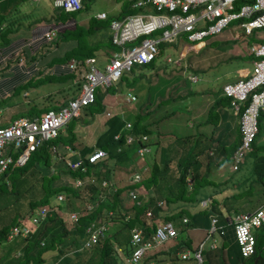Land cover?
Returning a JSON list of instances; mask_svg holds the SVG:
<instances>
[{
  "label": "trees",
  "instance_id": "trees-1",
  "mask_svg": "<svg viewBox=\"0 0 264 264\" xmlns=\"http://www.w3.org/2000/svg\"><path fill=\"white\" fill-rule=\"evenodd\" d=\"M85 1L86 0H84V2ZM82 8L83 7H80L75 11H79ZM69 19L73 20V29L76 31L74 34L78 33L80 37L81 32L78 30L77 24L73 17H69L66 20L55 17L53 20L46 19L45 22L64 24ZM2 20L3 17H0L1 46L7 45L9 43L8 34L11 32H9V26H5V24L2 25ZM103 26H105V29L107 30L106 32H101L102 30L98 31L100 34L95 33L94 29H92L93 33H95L90 36V38H94L92 41L90 38H86L85 36H81L80 38L77 37V45L72 47L69 52H67L70 54H64L66 60H68L70 56H76L75 58L78 59H85L87 56L97 55L96 51L98 46L96 44L99 42L103 43L102 47L104 46L105 48L109 47V49L112 50H119L120 46L112 42L111 35L108 32L109 21ZM67 29L68 28H64L62 31L63 40L73 35L67 32ZM81 35H83V33ZM93 35L96 36L94 37ZM58 36L59 33H57V35L48 42V44H51L48 46L58 44ZM158 53L151 61L145 63H134L130 70L125 71L116 82L112 83L110 86H107L105 89L106 92L115 94L118 101L122 102L123 108L115 110V115L106 119V126L104 127V130H102V132L94 139L93 143L89 144L88 146H83L79 149L82 155V164L87 166L85 171H82L80 168L74 170L69 167L60 166L56 171L57 173H49V167L53 163V159L48 148L51 144H55V141L62 142L63 144H69L73 148H79L75 142L76 139H78L77 136H79L77 135V129L81 126L86 127L87 123L94 119L95 114L101 111L103 107L105 108L106 103L103 105L99 100L97 101V95L91 103L84 106L81 110V113L84 114L86 110H88L89 116H86V114H80L73 116L72 120H70V118L64 127L60 129L59 133L53 138L54 141H51L53 139L50 141H44L42 143L41 150H35L31 152L29 157H27L22 164L14 165L12 167L13 169L5 172V175L7 176V178H5L7 180H5L3 177H0V210L2 207L10 208V206L18 208V212L13 211V215L0 217V246L6 251L5 260H7L4 262V264H46L44 261L48 260L44 257V254L48 251V249L53 248H56V251L51 254V262H53V264H121L118 259V256L120 255L123 256L120 257L124 264H129L125 262L124 257L128 256L132 249V243H129L131 242L129 241V231L131 227L134 225L136 227H141L145 238H149L155 233L156 227L164 221H170L173 224L176 229V235L149 249L143 255L141 260L135 264H148L152 260H154L155 264H158V255L164 254L169 255V264L183 263L184 260L179 258V252L185 250L190 251V256L186 263L192 264L195 260L193 257V251L196 248V245L195 247L193 245L190 246V241L186 239V235H178V232L181 231L179 222H181L183 226L190 227H194L202 223L209 226L211 219L214 217L216 218L217 229L212 234H210L209 237H207L209 231H206L205 237L201 240L204 241L203 247L207 243L210 247V243L212 241L216 242V247L210 248L218 250L226 249V254H228L232 264H251L249 261L250 258L252 260L257 259V264H264V220H262L258 225L254 226V229H257V232H254L257 240L255 251L249 257L242 255L240 246L234 235L235 224L233 220L230 221L235 213L239 211L238 207L240 199L243 196H246V192L249 190L248 186L245 188L243 185L246 183H254L256 184V187L258 185L260 186L259 189H264V153L257 154L255 159L252 161V175L248 176L249 179H241L237 186H234L233 188L225 185L224 190L227 192L223 191V189L220 190L221 193L225 192L223 198H220L219 196L221 194L217 193L210 195V197H203L205 194H207L204 192L203 187L208 182L202 183L201 180L203 176L207 177L206 175L208 170L204 175H202L201 178H198L197 176L193 177V173L194 175H197V172L194 169V167L199 166L197 157L199 154L204 152L205 149L210 147L209 142L211 139L209 134H202L200 128L198 127V123H196L195 131L192 132L191 136L188 135L182 137V141L189 142V146L186 147L188 151L187 154L178 158L177 166L179 169V177L176 192H173V189L169 188L170 185L168 184L169 182L166 178V174L169 172L170 158L160 157V161L162 162V164H160V161L157 162L153 156L152 166L150 167L149 174L142 175V178H140L138 181L132 183L127 182L126 184L119 187L116 185L117 189L112 193L107 192L106 188H102L100 195L95 199L93 198L94 195H92V197L89 196V200L92 202L97 201V204H95L96 207L91 212L87 211L86 208L81 210L78 222L72 227H67L63 217L59 214L58 208L60 202L55 203L53 200L56 196V193L62 191L74 196H83V194L79 191V187L75 185V179L84 178L87 175L92 174H95L97 177H111L112 174L114 175L119 171L125 172L124 176H127L130 179L134 172L138 170L139 166H137V163H135L138 160H135V155L138 153V148L143 147L144 145H149V142H151H144L140 135L144 132L150 136L149 133H151L152 130L150 128V124L143 122L139 117L134 118L132 128L128 129V127L125 125V121L121 119L122 113L123 110L128 108L129 104H132V102L125 101V90L130 89L131 84L141 79V76H144L145 70L152 69L156 66L155 61ZM19 55L26 56V53L24 50H20ZM32 58H35V55H33ZM219 93L220 92H216L215 101L212 102L207 113V123L214 122V125L218 119L216 108L219 105L221 107H227L229 106V102H231V97L225 95L223 90V95ZM129 109L131 108L129 107ZM235 110V112L239 113L240 119L241 110ZM118 111H121L122 113H119ZM77 120L79 122H77ZM75 123L78 124L75 125ZM119 131L121 132L120 136L115 138L114 135ZM130 132L134 134V140L127 142L125 135ZM236 132H239V139L237 144L234 146L235 148L240 140L239 128H236ZM259 134L260 127L258 121V131L252 141L253 144L256 142ZM193 141H196V144L195 148L192 150ZM157 142L158 141L152 142L150 145H155ZM96 147L104 148L106 150V155L98 159L96 162L90 163L88 158L85 157V154L93 151ZM145 154L142 156V159H146ZM225 159L231 161V155L227 154L226 157L222 158L221 160ZM25 166H28V168L36 172L32 178L26 180L19 178L18 176L10 175V173L16 169ZM34 168H38L37 170L40 172H37ZM220 168L224 170L221 165ZM240 170L241 166H239L235 172ZM62 173L69 174L72 178L71 182L56 184L55 180L57 181ZM234 173H232L231 177H236V175H233ZM116 176L117 175H114L113 179H118ZM236 179L238 178H232V180ZM210 180H212V178ZM225 183L228 182L225 181ZM88 187L91 189L92 194L96 192L97 187L94 185V183L89 184ZM151 187H154L156 192L159 194L164 188H166L168 190L165 192L167 195L163 197V199L166 203L168 202V204H170L172 201H176L174 199L184 200L182 202H186L188 204L181 206L180 210L175 212L165 210V205L160 206L155 204L151 207L150 204L153 203V195L150 194L146 201L141 199L143 198L142 193H145L143 191H148ZM131 188H134L138 191V198L142 200L139 205L135 203L134 199L129 196L131 198V202L129 203V206H127L123 198H121V192H126L127 194V191ZM187 192H189V194ZM262 193L264 194L263 190ZM19 195H21L20 198H18ZM203 199H206V204H202ZM25 200L27 201L25 202ZM164 200H162L163 204L165 203ZM25 203L29 205V210L27 211L29 213L41 204H48L51 207L55 206L56 211L51 213V216H49V221L41 225L38 234L32 237L19 238V241H17L15 238H13L11 241H7L5 234L6 230L11 224L15 222V218L11 217L15 216L16 214H22L20 213V205H24ZM261 203L263 202L260 201L258 205H256L259 206ZM63 206L64 210L74 209L70 205L67 206V202L65 201H63ZM122 206L125 210H123L121 213L122 209H120V207ZM61 213L63 215V212ZM130 213H132V215H130ZM160 215H162V219L159 217ZM184 215H187L188 218ZM183 216L186 217L188 221H184L182 219ZM159 218L161 221L157 220ZM149 219H152V222H150ZM92 220H98V222L112 224L115 230L110 234L106 232V235L100 238V240H98V242L95 243L93 247L87 248L83 246L86 235L85 227ZM6 221H9V223H6ZM49 228H51V230ZM66 237H71V240L68 244L62 246L61 244ZM41 239L44 240L43 245L38 244ZM1 240H5V242L2 243ZM72 245L74 247H72ZM119 248L121 249L120 255L118 254ZM16 251H19V254H16Z\"/></svg>",
  "mask_w": 264,
  "mask_h": 264
},
{
  "label": "built area",
  "instance_id": "built-area-1",
  "mask_svg": "<svg viewBox=\"0 0 264 264\" xmlns=\"http://www.w3.org/2000/svg\"><path fill=\"white\" fill-rule=\"evenodd\" d=\"M53 4L65 10H77L82 6V0H53ZM133 12L123 13L121 17H112L109 20L111 40L120 46L119 50H111L110 57L101 69L96 64L95 57H86L83 60L70 58L62 64L78 74L82 80L79 93L70 98L67 103L58 109L48 108L38 117L30 118L19 116L11 119L5 126H0V177L2 171L10 165H19L24 162L30 151L35 150L45 140L54 138L59 129L73 116L79 115L82 107L94 99L97 86H108L117 81L134 63H145L152 60L158 52L159 44L163 41L176 42L182 36L189 41H201L205 37L221 33L232 21L237 20L234 26L241 27L246 34H252L255 29L264 28V0H134ZM146 11H144V10ZM97 17H107L105 11L97 13ZM57 24L50 23L44 30H40L38 38L44 41L52 40L58 33ZM34 39V38H33ZM31 39L30 42L33 41ZM258 39L249 46L253 54L251 70L248 74L234 80L225 82L222 90L225 95L231 97L234 109L241 110L239 119L240 141L232 153L231 167L238 169L245 154L250 150L251 143L258 131V115L264 114V35H257ZM2 47V46H0ZM4 56L0 52V62ZM170 60V56L168 57ZM29 73L28 69L25 70ZM196 79V75L191 76ZM135 96L128 92L127 100H133ZM243 106V109H241ZM115 138L119 134L114 135ZM142 138H146L145 135ZM132 139L127 135V141ZM11 145L10 153H5L6 146ZM22 149L16 159L13 151ZM53 149V148H52ZM148 149L140 147L143 152ZM56 148L53 150L55 151ZM28 152V153H27ZM27 153V154H26ZM106 155V150L95 148L88 155L89 162H95ZM71 169H86L82 160L68 162ZM139 174L133 176V181L140 178ZM81 183V179L76 180ZM103 185L104 182H102ZM129 193L135 197L136 193ZM62 199V193L57 195ZM162 200L158 201L161 204ZM206 204V199L202 200ZM46 206L40 208V212L46 213ZM73 221L77 215L71 213ZM183 220H187L186 217ZM236 238L244 255L254 251L256 236L254 226L264 220V202L251 211H238L233 218ZM209 237L216 228V218H212L209 225ZM106 229L105 224L92 222L86 227L88 237L86 246L96 243ZM176 235V229L170 221L160 223L149 238H145L141 227L131 229V253L125 257L129 264L140 261L143 255L162 241ZM204 241L200 242L202 248ZM216 242H211L210 247H216ZM201 248L193 252L194 263L204 264ZM190 251H180L179 258L186 263ZM148 264H155L150 261Z\"/></svg>",
  "mask_w": 264,
  "mask_h": 264
},
{
  "label": "rangeland",
  "instance_id": "rangeland-1",
  "mask_svg": "<svg viewBox=\"0 0 264 264\" xmlns=\"http://www.w3.org/2000/svg\"><path fill=\"white\" fill-rule=\"evenodd\" d=\"M134 0H86L84 2L83 0V8L79 11H75V12H66L64 11L62 8L60 7H55L52 4V0H22L21 1V10L24 16H20V22L24 23V24H33V23H37V22H44L46 19H54L55 17L60 18V19H64L66 20L69 17H73L78 30H80V37L81 36H85L86 38H90V36H92V34L98 33V31L101 32H106L107 29H105V26H103L104 24L106 25L109 21L110 18L115 17V16H119L121 14V12H128V11H133L134 8L132 7V3ZM100 11H105L108 15L107 19H99L96 17L97 12ZM120 12V13H119ZM51 20V21H52ZM238 23L237 20L232 21L221 33L219 34H215V35H211L208 37H205L203 40L201 41H189L186 38L180 36L178 37V39L180 40V43H173V42H167V41H163L161 44H159V53L157 55L156 58V62H157V66L161 67V68H165L167 70L172 69L178 65H182L184 67V73L182 72L180 75H182V80L184 83L188 82L189 85L188 87L191 88L192 90H207L210 91L212 93H216L219 92L220 90H222V86L225 82L227 81H232V80H236L239 77L244 76L245 74H248L251 70V54H249L248 51V46L249 44H254V40L256 39L257 35H264V28H259V29H255L254 32L252 34H246L243 29L241 27L238 26H234ZM38 24V23H37ZM47 27V23H43V28ZM58 28V44L52 45L54 48H51L50 50L47 51L48 48L52 47V46H48L51 44H44L42 46H40L39 48L41 49L40 52H45L46 53L42 56L45 57V59L47 57H50L51 60L54 56H58L60 55V57H56V60L51 61V66L50 68L53 66V64L58 61V62H62V64L65 62L66 58H65V53L64 52H69L68 49H70L69 47H67V45L69 43H71L70 40H73L79 37V34L76 33L74 34L76 31H74V25H73V20L69 19L66 23L61 24V23H57ZM19 28L21 30H23V26L19 25ZM64 28H68L67 32L73 34L72 36L68 37L67 39L63 40V34L62 31ZM104 28V29H103ZM28 28H25L24 30H28ZM40 29V28H38ZM95 31V33H93V30ZM83 33V35H81ZM94 37L96 35H93ZM220 39V40H224V39H228L227 42H225L222 45H217V43H213L212 41L215 39ZM94 38H90V40L92 41ZM36 45V44H35ZM98 47H101L103 45L102 42H99L96 44ZM34 46L31 44V49H33ZM182 49H184V53L185 55L180 56V53L182 51ZM105 47H102L100 49H97L96 54L100 53V54H104L106 51ZM110 50V49H109ZM213 50H217L216 52H214ZM108 51V50H107ZM50 52H54L51 56H49ZM66 54H70V53H66ZM98 54V55H100ZM170 55L173 60L172 61H166L165 57L166 55ZM22 56V55H21ZM28 56H26L27 58ZM9 58V57H7ZM36 58V57H35ZM35 58H32V60H34ZM179 58V59H178ZM14 60H11L7 63V65H1L0 66V78L3 75H8L11 72L7 69L8 67H10L11 65L14 64ZM206 63V66L204 65ZM103 64H104V57H98V65L101 69H103ZM190 64V65H188ZM34 64H25V67H27L29 73L26 75L27 78H29L26 82H19L17 83L15 86H13L10 91L8 93H4L0 95V110H1V117H0V124L3 122L2 120L5 118L6 116V112L7 109L4 108L9 106H14L13 109V114L14 115H19L20 114V107L22 106L23 108H27L28 110H30L31 108H41L42 106H46L47 104L49 106H53L51 103H49L51 101L52 98H61L63 96H65L63 94V92H58L59 89L57 90L58 87H60V85H63V83L65 82L68 86L71 85L72 80H76L77 78V74L76 73H68L65 75H55L52 69L47 68L48 66H46V68H42L40 66V68L37 71H32L34 70ZM141 67V66H140ZM196 67V68H195ZM20 69H24V71L26 70L25 68H23L22 65H20ZM198 69V70H197ZM182 70V69H181ZM151 70H149L148 72H150ZM193 72V73H197L198 74V80L193 82L190 81L189 78H187V76H189V74ZM185 74V75H184ZM185 76V77H184ZM78 83L79 86V90L81 88V84L82 81L78 80V81H73V84ZM67 87L61 88L66 90ZM56 89V90H55ZM102 90L101 87H98V90ZM54 90V91H53ZM77 90V88L75 89ZM27 91V93H25ZM155 93H162V90L159 89H154ZM173 92V90L168 91V93ZM181 93V90H178L176 93H174V96L171 98L170 100V104L173 106H177L179 107L183 105V100L187 99L188 102L186 104L187 106V110L189 113L188 116H186V122L189 125H194V123H204V120L206 119V115L208 113V109L209 106L211 105V101H212V96L211 94L202 92L203 94L200 95V97L202 96V100L204 102H197V98L195 97V95H187L186 93L183 94H178ZM108 94V93H107ZM178 94V95H177ZM104 102L106 104H108L109 107H114L115 105L117 106L116 108H110V111H114V110H118V107H121L120 102L118 101L117 97L112 94H108L105 98H104ZM201 99V98H200ZM135 101V100H134ZM43 102V103H42ZM227 103V102H226ZM242 109V106H241ZM183 111H180L179 113H175V118L176 120L179 119L180 117L183 119L184 118V113ZM227 112V111H226ZM228 115L230 116L231 113V117H232V111L230 110V112L228 111ZM82 115L84 113H79V115ZM239 114V113H238ZM124 115H126L127 118H129V120L131 122H133V116L127 112L124 111ZM230 117V118H231ZM234 119L236 120V118L238 117V115H233ZM73 118H71L70 120H72ZM175 120V121H176ZM258 121H259V127H260V134L256 140V142L251 143V150H249L243 160L240 163L241 166V170L237 171V172H232V170L226 171L225 174L223 176H221L222 172H220L219 175H216L218 177H213L212 180L211 177H205L202 175H194L193 173V177H198L201 178L202 183H207L204 185L203 190L206 192L209 191H214V190H218L221 189L222 187H224V182L220 183V180H225L226 182H229L232 180V178H240L242 180H247L249 179L248 176L252 175L251 172V166H252V161L255 159V156L257 154H262L264 153V114L260 113L258 115ZM77 122H79L77 120ZM78 123H75V125H77ZM165 123H162L159 127L161 129L165 128ZM196 125V124H195ZM194 125V126H195ZM179 125H177L176 123L174 124H167V131L169 132H165L163 134V132L159 129H156L155 132V136L153 138H150L152 142H157V147H156V151H157V157H156V161H159V158L162 157L161 153L164 149H166V140H168L169 142L172 141L173 138H176L175 136L178 137L179 140H182V134L184 133H192L191 130L194 132L195 131V127H191V130H189L190 128L188 126L183 125V128L185 130H181L179 127ZM98 129V127L96 125H93L92 127H90V130L93 131V133ZM216 130V127H215ZM213 131L211 133V140H210V146L212 144V146L214 145V143L216 141H218L219 139L223 138L225 135H222L223 130H219V131ZM86 132H87V127L85 126H81L80 128L77 129V136L78 139H76V144L77 146H81L82 144H91L93 142L91 135L86 137ZM158 132V135H157ZM170 132L172 134H170ZM157 135V136H156ZM53 138L47 139V141H50ZM224 140V139H223ZM46 141V140H45ZM51 141H54L51 140ZM66 141V140H65ZM229 141V139H228ZM57 146V149L59 151V153L63 152L65 147L63 145L62 142H54ZM195 144L196 141H193V146H192V150L195 148ZM237 143L235 142L233 144V146H235ZM256 146V148H255ZM212 147L207 148L204 152H202V156L200 157L202 160H204L205 158H207L205 156V154L209 153V151L211 150ZM255 148V149H254ZM225 153L230 154L231 150H232V144L231 142L226 143L225 145ZM214 150V149H213ZM11 151V145H7L6 146V150L5 153H10ZM188 152V151H187ZM187 152H184L185 154H187ZM71 153V151H70ZM166 154V153H165ZM141 155V154H140ZM140 155H136L135 156V160H137ZM216 160L217 162L220 163L221 167L224 168V170L229 169L230 166V162L232 161V159H230L231 161H229L228 159L225 160H219V150H217V154H216ZM231 155V154H230ZM68 157H71L69 155V152L67 153ZM154 156V146H152V151H147V153L145 154V157L148 159L149 161V166L146 169H141L138 168V170H136L135 174H139V178H142V175H144V171H148L147 174H149V170L150 167L152 166V158ZM166 156H169L168 154H166ZM181 156L184 155H177L176 158L174 159H170L169 165H170V171L166 174V178L168 179V184L170 185L169 188L173 189V192H176L177 189V184H178V177H179V169L177 166V159L180 158ZM54 156L53 157V161H57L58 165H61V167H64V163H66L64 160H62V158H58ZM132 163V162H131ZM137 163V162H135ZM160 164H162V162H159ZM138 166V164H137ZM13 166L10 165L7 169H5L4 171H2L1 173V177H3L4 179L7 178V176L5 175V172H8V170L10 171V169ZM117 170V169H115ZM119 171V170H118ZM204 174H205V168H204ZM53 172V166L51 168H49V173ZM36 172H34L32 169L28 168V166L22 167V168H18L15 171H13L12 173H10V175L12 176H18L19 178L22 179H30L34 176ZM232 173H234L233 175H236V177H231ZM133 174V175H135ZM146 174V175H147ZM117 175L116 178H120L119 180H117V187L122 186L124 184H126L127 182L131 181L133 179L132 178H128L125 175V172L119 171L116 172ZM112 174L111 179L113 180V176ZM207 176V175H206ZM6 177V178H5ZM71 176L69 174H64L62 173L59 177V179H57L56 184L59 183H69L71 182ZM86 183V184H85ZM89 184H87V182H84L82 184H80L79 187V191L83 194V196H74L65 192H60L63 195V200L60 201L59 203V211L63 212V215L66 218L65 212L66 210H64V206H63V201L67 202L70 201V206L72 208H74V205L76 206V208L79 209H84L86 207V210H88L89 212L92 211L91 208L87 207V204H95L97 201L92 202L91 200H89V196L92 197V195H94V199L96 197H98L100 195V191L102 189H96V192L94 194H92L91 189L88 187ZM251 186V188H250ZM244 187V186H243ZM248 191L246 192V196H243L240 199V203H239V210H246L250 209L249 207H251V210H253L252 208L254 207V205L258 204L260 201L264 202V194L262 193V190L264 191L263 188L256 189V184H248ZM1 189V188H0ZM6 189V188H4ZM115 189V186L112 187V190ZM107 192L108 189L106 190ZM149 194L153 195L154 197L159 195L158 192H156V190L154 189V187L149 188L148 190ZM166 191H168L166 188H164L161 193L163 195L157 196L158 198L163 199V197H165L167 194L165 193ZM143 192L146 193V191L144 190ZM59 193V192H58ZM111 193V192H109ZM189 194V192H187ZM22 195V194H21ZM18 196V198H20V196ZM57 195V193H56ZM193 195V194H192ZM121 198H123L125 204L127 206H129V203L131 202V198L126 194V192H121ZM88 200V201H87ZM164 200V199H163ZM176 201H172L174 205H178V210H180L181 206H183V202L184 200H178V199H174ZM27 200H25L26 202ZM86 201V202H85ZM165 202V200H164ZM85 203V204H84ZM166 203V202H165ZM243 203H246L245 205H243ZM121 213L123 212L124 207H120ZM29 210V205L27 203H25L24 205H20V213H24L25 215H27V212ZM251 210H246V211H251ZM13 211L14 212H18V208L14 207V206H10L9 207H2L0 210V217H6V216H11L13 215ZM22 211V212H21ZM68 211V210H67ZM72 213L77 215V209L72 210ZM130 215H132V213H130ZM19 214H16L15 216H12L11 218H15V222H17L18 218H19ZM9 220V219H8ZM157 220H160L157 219ZM68 221V220H66ZM150 222H152V219L150 220ZM6 223H9V221H6ZM116 224V223H115ZM66 226L69 227L70 223L69 221L66 222ZM205 224L202 223L201 225H199L198 229H194L191 232L192 236H189L188 234L182 233L181 231L178 232V235H186L187 236V240L190 241L189 244L190 246L193 245L194 243H196L197 241L202 240L205 237ZM115 230L114 226L112 224H108V228H107V233L110 234ZM254 232H257V229H254ZM257 235V234H256ZM257 240V239H256ZM70 242L69 238H65V240L62 242V246L65 244H68ZM72 247H74L72 245ZM220 250L218 249H211L208 246V243L203 247V258H204V264H218L217 263V257L218 253ZM2 252V255L0 256V264H4V262H6L7 260H5L6 257V251L3 249H0V254ZM55 250H51V251H47L44 254V257L51 262V254L49 253H54ZM263 255H264V248H263ZM121 257H123L122 255H120ZM118 256L119 261L121 264H124V262L122 261L121 257ZM228 256V255H227ZM228 262L224 263L222 262L221 264H232L231 260L228 257ZM255 260V259H253ZM250 258V262L251 264H254L253 261ZM263 262H264V258H263ZM170 263V258L169 255H162L159 257V262L158 264H169ZM9 264V263H7ZM260 264V263H259Z\"/></svg>",
  "mask_w": 264,
  "mask_h": 264
},
{
  "label": "crops",
  "instance_id": "crops-1",
  "mask_svg": "<svg viewBox=\"0 0 264 264\" xmlns=\"http://www.w3.org/2000/svg\"><path fill=\"white\" fill-rule=\"evenodd\" d=\"M18 1L19 0H0V17L5 15V18L3 19L2 23H4L5 26H9L10 27L9 32L10 31L11 32L8 34V37H9V40L14 41L10 45H6V46L0 47L1 55L4 56V58H3L4 60H2L0 62V66L5 64V61H6L7 57L12 58L13 56H15V54L19 55L20 54V50H24L25 53H26V56H28L27 58H26V56L24 57V63L25 64H31V63L34 64L35 65L34 66V70H32L34 72L37 71L40 68V66L42 68L43 67L46 68V66L49 65L47 68L52 69L53 72H55L54 73L55 75H61L62 76V75L68 74V73H75V72L70 71L67 68L61 69L62 68V62L60 63L58 61H56L53 64V66L50 68V66L52 64L51 61L56 60V57H60V55L54 56L52 58V60H51L50 57H47L45 59V57L42 56V55H44L46 53V51L45 52H40L41 49L39 47L44 45V44L47 45V43L46 42H42V40L38 38L39 34L36 35V36L33 35L35 32H38V30H39L38 28L43 26V25L39 24L40 22H37L38 24L37 23H33L30 26V34H31V36L34 37V39H33V41L31 43L27 44V40L25 39V37H21V36H24V35H28L29 32L24 30L26 28V25L24 23H21V25L23 26V30H21L20 28L15 29V27H14L17 24L20 25V15L22 14V16H24L23 13H22V10H21V8L23 7V6L21 7V4H22L21 1L22 0L19 1L20 5L18 3H16ZM13 5H15L14 17L16 16V18L12 22H10L11 16L8 14V12L13 7ZM144 11H146V10H144ZM122 13L123 12H121L120 15H122ZM108 32L111 35L110 29H108ZM98 34H100V33L98 32ZM18 36H20V38ZM257 40L258 39H255L254 42H256ZM70 41H71V43H69L67 45V47H69L71 49L72 47L77 45V40L73 39V40H70ZM227 41H228V39L220 40V39L216 38L215 40L212 41V44L216 42L217 45H215V46H218V45L224 44ZM173 43H180V40H178L176 42H173ZM31 44L34 46L33 49H31ZM250 45L251 44H249V46ZM249 46H248V51H249ZM51 48H54V47L52 46V47L48 48L47 51L50 50ZM100 48H102V46L98 47L97 49H100ZM70 49H68V51ZM108 49H109V47H106V50H105L106 52L103 55L100 54V53H97V55H95V56L93 55V57L96 58V64H97L98 67H99V65H98V57H104L103 67L107 63V61H108V59L110 57V51L112 50V49H110V50H108ZM213 51L216 52L217 50H213ZM53 53L54 52H50L49 56H51ZM64 53H67V51L64 52ZM185 53H186V51H185ZM185 53H184V49H182V51L180 53V56L185 55ZM98 54H100V55H98ZM249 54H251V56H252L251 57V61H252L253 54L250 53V51H249ZM33 55H35V57H36L34 60H32V56ZM90 56H87V57H90ZM169 56H170L169 54L166 55V57H165L166 61H172L173 60V58L171 56H170V60H168ZM73 57L75 58L76 56H70L69 59L73 58ZM83 59L84 58H82L80 60H83ZM11 60H14V59L12 58ZM188 65H190V64H188ZM204 65L206 66V63ZM23 68H27V67L24 66ZM7 69L11 73L8 74V75L1 76V78H0V95L4 94L5 92L8 93L10 91V89L13 86H15L17 83L26 82L29 79V78H27L26 72L24 71V69H20V65H11ZM149 70H151V71L148 72ZM149 70H145L144 76L143 77L141 76V79H139V80L135 81L133 84H131L130 85L131 86L130 89L125 90L126 94L128 92H130L133 95H135L136 98H135V101L134 100L131 101L132 104H129L128 108L126 110H123V113L121 111H118L119 113H122L121 119L126 121V122L130 121L129 118H127L126 115H124V111H125V112H127V113H129V114H131L133 116V122H134V118L135 117H139L143 122H146L147 124H150V128L152 130V132L149 133L150 134V138L155 136V132L154 131L156 129L161 130L163 132V134L165 132H168L167 131V127H166L167 124L176 123L177 125H179L178 127L181 130H185L183 128V125H185V126H188L190 128L189 130H191V127H193L197 122L194 123V125H189L186 122V118H187L186 116H188V114H189V113H187L188 110H187V106H186L188 100L184 99L183 100L184 102H183L182 106H180V105H179V107L173 106V105L170 104V100L174 96V93H176L178 90H181V93H178L180 95L183 94V93H186L187 95H195V97L197 98V102L199 103V102H204V101H201L203 97L202 96L200 97V95L203 94L202 92H205V93L209 92L211 94V96H212V101L210 102L211 104H212V102L215 101L216 93L215 92L212 93L211 90L210 91H207V90L203 91V90H192L191 88H189L188 87L189 83L188 82L184 83L183 80H182L183 76L180 75L182 72L184 73V71H185L184 67L182 65H178V66H176V67H174L172 69L167 70L165 68L158 67L157 66V62H156V66L154 68H152V69H149ZM193 74L196 75V79H192L191 78V76ZM187 78H189L190 81L195 82V81L198 80L199 77H198L197 73L191 72L189 74V76H187ZM78 80H81V78L79 76H77L76 80H72L70 86H68L64 82L63 85H60V87L57 88V90L59 89L58 92H63V94L65 96H63L61 98H52L51 101L49 102V103H51L53 105L52 107L47 104L46 106L44 105V106H42L39 109L31 108L30 110H28L27 108H23L22 109V106H21L20 110H19L20 114L19 115H14L13 114L14 106H9V105H8V107L4 106V108L7 109V112H6L5 118L2 120L3 122L0 124V126L7 125L9 123V121L11 119L15 118V117L27 116V117H30V118H35V117H38L43 111H45L48 108H52V109L60 108L61 106L65 105L70 98L74 97L75 95H77L79 93L78 83L73 84V81L75 82V81H78ZM232 81H234V80H232ZM64 87H67L66 90L61 89V88H64ZM98 87H101L102 90L101 89L98 90ZM76 88H77V90H75ZM106 88H107V86L106 87L97 86L96 89H95V94H94V98L97 95V98H98L97 101L99 100L103 105L105 104V102H104L105 99L104 98L108 94H111L110 92H106L105 91ZM156 88L159 89V90H162L163 92L162 93H158V94L155 93L154 89H156ZM171 90H173V92H171V93L169 92L168 93V91H171ZM219 92L222 94V90L219 91ZM25 93H27V91ZM112 95H114V94L112 93ZM125 101L128 102L127 99H125ZM120 104H121V107H118V109L123 108L122 102H120ZM116 107H117L116 105L114 107H109L108 104H105V108L103 107V109L101 111H99L98 113L95 114L94 119L91 122L87 123V125H86L87 132L85 134L86 137L91 135L92 140L94 141V139L102 132V130H104V127L106 126V124H105L106 119L108 117H111V116L115 115V110L114 111H110L111 110L110 108L114 109ZM129 107L132 110L129 109ZM185 109H186L187 112L185 111ZM230 110L232 111L233 115H238L236 120L234 119L233 115L231 117V113H230V116L228 115L229 114L228 111L230 112ZM180 111L186 112V113H184V118L182 119L180 117L179 119L176 120L175 113H179ZM235 111L236 110L232 107L231 102H229V106H227V107H221L219 105L216 108V112L218 114V119L216 120L215 125H214V122L207 123L208 115H206V119L204 120V123L198 124V127L200 128V131L202 132V134L203 133L204 134L205 133L209 134L210 135V139H211V133L215 130V127H216L215 131L223 130L222 135H225V136L223 138L219 139L218 141H216L213 146L211 144V146H210V147H212L211 150L209 151V153L205 154V156L207 158L202 160L200 157L203 154L201 153V154L198 155L197 160L199 161V166L194 167L195 171L197 172V175H204V171H203L204 168H205V172H207V170H208L207 177H211V178L218 177V176H215V173H216V175H219L220 172H222L221 176H223L226 171L230 172V170H232V172H235V170L233 171L231 166L227 170H222L220 168V163H217V160H216L217 150H219V155H220L219 156V160L224 158V157H226L227 153H225V151H226L225 145H226V143H229V142H231V144H232V150H231V153H230L231 154V159H232V153H233L232 151L235 148L233 146V144L235 142L237 143L238 139H239V132H236V128H239V114L237 112H235ZM88 113H89L88 110H86V112H85L86 116H89ZM0 117H1V110H0ZM133 122H132V124H133ZM162 123L166 124L165 128H163V129H161L159 127ZM93 125H96L98 127V129L94 133H93V131L90 130V127H92ZM59 131H60V129H59ZM59 131H58V133H59ZM191 132H193V131L191 130ZM170 134H172V133L170 132ZM157 135H158V132H157ZM188 135L191 136L192 133H189V132L188 133H184L181 136L184 137V136H188ZM175 137L176 138H173L172 141H170V142L168 140H166V142H167L166 145H165L166 149H164L162 151V153H161L162 158L165 157V158L174 159L179 154L185 156L184 152H187V148L186 147L189 146V142H184L182 140H179L177 136H175ZM228 139H229V141H228ZM150 143H152V142H149L150 151H152V146H154V149H155L154 150V157H155V160H156V157H157V151H156L157 144L150 145ZM63 145H64L65 149L61 153H59L56 144H51L50 147L48 148V150H49V152H50V154L52 156V159H53L54 156H56L58 158H62V160H64L66 162V163L63 164L64 167H68V162L74 161V160L77 161V160L81 159L82 155H81V151L79 149L82 148L83 146H88L89 144H85L84 143L79 148H73L69 144H63ZM55 148H56V150L53 151ZM99 148H101V147H99ZM41 149H42V144L39 147H37L35 150H41ZM101 149H104V148H101ZM35 150H33V151H35ZM33 151H30L29 153L27 152L28 153L27 157H29L30 153L33 152ZM70 151H71V153H70ZM147 151H149V150H145L143 152H140L139 148H138V153L136 155H140L141 154L140 157L137 160V164H138L140 169L143 166H145V164H146V166L143 167L142 169H146L149 166L148 159L147 158L146 159H142V156L145 153H147ZM18 152H19V149H15L13 151V154H15V153L18 154ZM21 152H23L22 149H20V153ZM68 152H69V155L71 157L67 156ZM89 153L90 152L86 153L85 157H87V155ZM165 153L168 154L169 156H166ZM181 157H183V156H181ZM159 161H160V158H159ZM176 161L178 163V159ZM231 162H230V164H231ZM22 163H20V164H22ZM90 163H94V162H90ZM52 166H53V172L55 174V172L58 170V168L61 165H58L57 161H53V163L51 164V166L49 168H51ZM34 169L37 172H40V171L37 170L38 168H34ZM169 171H170V165H169ZM147 173H148V171H147ZM147 173H146V171H144V175H146ZM134 174H135V172H134ZM132 176H134V175H132ZM132 176L130 178H132ZM91 178H94L96 183H97V185H96L97 188L96 189H99L101 187V181L104 182L105 185L109 186V185H117V180H118V179H113L112 180L110 176H108V177L107 176H105V177L104 176L103 177H97L95 174L87 175L83 179H85L87 181V184H91L92 183V179ZM240 181H241V179L239 178V179H236V180H231L228 183H225V181L222 180L220 183L224 182V185H226V186L228 185L229 187L233 188L234 186H237V184ZM55 182H56V180H55ZM129 182L132 183V182H136V181L131 180ZM243 186L245 188H247L248 183H246ZM224 187H222L221 189H218V190L206 192L207 194H205L203 197H206V196L210 197V195H214L215 193H217V194H221L219 196L220 198H223L224 195H225V192H227L226 190H224L225 189ZM257 188H260V186L258 185L256 187V189ZM222 189H223V191H225L224 193H221L220 190H222ZM130 190H133L136 193V196H135V199H134L135 203H137V201L141 202L142 200L146 201L148 199L149 195H150L148 193L149 191H146V193H142V197L143 198H141L142 200H140L138 198V196H139L138 191L136 189H134V188H131ZM127 195L129 196L128 191H127ZM160 195H163V194L160 193L157 196H160ZM157 196H155L153 198V201H152L153 203L150 204L151 207L154 206L155 204L160 205V206L161 205H165V210H168L170 212L178 211V205H174L173 202H170V204H168V202L163 204V201H162L161 204H158V201L163 200V199L158 198ZM53 200H54L55 203H57L56 198H54ZM183 204L186 205L188 203L184 202ZM245 204L246 203H243V205H245ZM69 205H70V201H68V203H67V206H69ZM169 205H171V206H169ZM189 205H191V204H189ZM257 205H255L252 209H254ZM37 208L39 209L38 206L35 209H37ZM249 208L250 209L246 208V210H251V207H249ZM75 209H77V208H75V206H74V209H70V210H68V212L66 210V216H68L67 220L70 223L69 227H72L74 225V221L72 220L71 217H69V211L75 210ZM28 214L25 215L24 213H22V214H20V217L25 218V217L28 216ZM184 216H186L188 218L187 215H184ZM159 217H161V219L163 218L162 215H160ZM183 217H182V219H183ZM68 221H66V222H68ZM159 221H161V220H159ZM47 224H45V225H47ZM199 225H201V224H198L197 226H194V227L193 226H191V227L190 226H183L182 223L179 222V227H181V229H180L181 232L185 233V234H188L189 236H192L191 235L192 230L198 229ZM205 226H206V228H205V230H206L208 225H205ZM133 227H135V225L132 226L131 229ZM51 228H49V229L51 230ZM131 229H130L129 233L131 232ZM39 230H40V228L38 229V232H39ZM86 237H87V235H85L84 240L86 239ZM69 239L71 240V237H69ZM11 240H13V239H11ZM11 240L7 239V241H11ZM17 241H19V239H17ZM129 241H130V238H129ZM1 242L4 243L5 241H1ZM198 242H200V241H197L196 243H194L193 246H195ZM129 243H131V242H129ZM130 248H131V244H130ZM0 249H3V248L0 246ZM51 250H55L56 251V248L49 249V251H51ZM49 254H52V253H49ZM158 254H162V253H158ZM1 255H2V252H1L0 256ZM227 255L228 254H226V252L224 254L222 251H219V253H218L219 258L217 257V263L218 264H221L222 262L227 263L229 261ZM160 256H162V255H158V257H160ZM124 259H125V257H124ZM152 261H154V260H152ZM44 262L46 264H51L50 261H44Z\"/></svg>",
  "mask_w": 264,
  "mask_h": 264
},
{
  "label": "clouds",
  "instance_id": "clouds-1",
  "mask_svg": "<svg viewBox=\"0 0 264 264\" xmlns=\"http://www.w3.org/2000/svg\"><path fill=\"white\" fill-rule=\"evenodd\" d=\"M20 1V0H19ZM19 1L18 2H16V3H18L19 5H20V3H19ZM52 4H53V0H52ZM53 6H55L54 4H53ZM55 7H58V6H55ZM81 7H83V0H82V6ZM60 8H62V7H60ZM64 11H66V12H72V11H75V10H65L64 8H62ZM134 11V10H133ZM133 11H128V12H126V13H130V12H133ZM98 13V12H97ZM124 13V12H123ZM122 13V14H123ZM8 14L11 16V20H10V22H12L15 18H16V16L14 17V14H15V5H13V7L9 10V12H8ZM20 16H22V14L20 15ZM122 15H120V16H115V17H121ZM1 17H3V19L5 18V15H3V16H1ZM96 17H97V14H96ZM97 18H99V19H105V17H103V18H100V17H97ZM106 18H108V15H107V17ZM111 19V18H110ZM109 19V20H110ZM2 22H3V20H2ZM45 22V21H44ZM44 22H40L39 24L40 25H43V23ZM45 23H47V22H45ZM54 23V22H53ZM4 23H2V25H3ZM48 24H50V23H47V25ZM62 24V23H61ZM26 25V28H28L29 27V29L28 30H25V31H28L29 32V34L28 35H24V36H21V37H25V39L27 40V44H29V43H31L30 41H31V39H33L34 37L33 36H31V34H30V26L32 25V24H25ZM20 26H22L21 25V22H20ZM15 27V29H18L19 28V24H17V25H15L14 26ZM1 28V27H0ZM46 28V27H45ZM45 28H43V26H41L40 27V29L38 30V32H40V30H44ZM38 32H35L33 35L34 36H36V35H38L39 33ZM19 38H20V36H18ZM12 42H14V41H11V40H9V43L7 44V45H10ZM42 42H46V43H48L49 41H44V40H42ZM2 46H6V45H2ZM156 56V55H155ZM24 57L25 56H20V55H17V54H15V56H13L12 58L14 59V64L13 65H22L23 67L25 66V63H24ZM90 57H93V56H90ZM12 58H7L6 59V61H5V64H4V66L5 65H7V63L12 59ZM96 59V58H95ZM67 61V60H66ZM151 61V60H150ZM26 69V68H25ZM28 73H26V75H27ZM116 82V81H115ZM111 85V84H110ZM110 85H108V86H110ZM126 95L127 94H125V99H126ZM135 96V95H134ZM136 98V97H135ZM135 98L133 99V100H135ZM132 100H128V102H131ZM125 125L128 127V129H130V128H132V122H130V121H128V122H126L125 121ZM240 130V129H239ZM118 134H119V136H120V131L119 132H117ZM127 135H131L132 136V139L130 140V141H127ZM143 135H145L146 136V138H142V136ZM126 137H125V139H126V141L127 142H131V141H133L134 140V134L133 133H128V134H126L125 135ZM141 136V139L144 141V142H147V141H150L151 139H150V136H148V134L147 133H144L143 132V134H141L140 135ZM240 136H241V134H240ZM154 137V136H153ZM153 137H151V138H153ZM240 141V140H239ZM152 142V141H151ZM144 146H146L148 149H146V150H150V146L149 145H144ZM251 149V148H250ZM20 150V149H19ZM145 151V150H144ZM234 151V150H233ZM20 154V151H19V153L18 154H13V158L14 159H16L17 157H18V155ZM15 156H16V158H15ZM100 159V158H99ZM20 165V164H19ZM82 170V169H81ZM86 170V169H85ZM85 170H82V171H85ZM77 179H81V183H77L76 182V180ZM77 179H75V185L76 186H79L80 184H82V183H84V182H87L85 179H83V178H77ZM92 179V183H94L95 185H97V183H96V181H95V179L94 178H91ZM5 180H7V179H5ZM113 186H115V189L114 190H112V187ZM102 188H106V190L108 189V191L109 192H113V191H115L116 189H117V187H116V185H109V186H107V185H103V183H102V181H101V187L99 188V189H102ZM60 193V192H59ZM59 193H57V195L59 194ZM128 193H129V190H128ZM57 195L55 196V198H56V201L57 202H60V201H62L64 198H62V199H58V197H57ZM129 196L132 198V199H135V197H133L130 193H129ZM141 202L140 201H137V204L139 205ZM95 204H97V202L95 203ZM95 204H87L86 206L87 207H89V208H91L92 210L96 207V205ZM42 206H46L49 210L46 212V213H42V212H40V208L42 207ZM38 207H39V209L37 208V209H34L31 213H29L28 214V216L27 217H25V218H23V217H20L19 216V218H18V220H17V222H14L13 224H11L10 226H9V228L6 230V239H9V240H11V239H13V238H15L16 240L17 239H19V238H27V237H32V236H34V235H36V234H38V229L39 228H41V225L43 224V223H46L47 221H49V216L51 215V213L52 212H54V211H56V208H55V206L54 207H51V206H49L48 204H41V205H38ZM86 208V207H85ZM81 210H83V209H79V208H77V220L76 221H74V224H76L77 222H78V220H79V216H80V212H81ZM88 211V210H87ZM58 212H59V214L63 217V220L66 222V220L67 219H65V216L64 215H62V213L58 210ZM68 212V211H67ZM71 213H72V210L71 211H69V217H71ZM65 215H66V212H65ZM68 216H66V218H67ZM92 222H95L96 224H100V223H103V224H105V226H106V229L104 230V232H103V235H101L100 236V238H102V237H104L105 235H106V232H107V228H108V224L107 223H104V222H98V220H92L91 222H89L88 224H90V223H92ZM88 224H87V226H88ZM210 225V224H209ZM86 226V227H87ZM86 227H85V231H86ZM209 227L210 226H208L207 227V229L205 230V233H206V231H209ZM254 230V229H253ZM86 235H87V237H88V232L86 231ZM234 235H235V239H236V241L238 242V240H237V238H236V233H235V231H234ZM255 235V234H254ZM87 237H86V239H87ZM100 238H99V240H100ZM86 239L84 240V243H83V246L84 247H87V248H89V247H93L94 245H95V243L94 244H92L91 246H86L85 245V241H86ZM1 241H5V240H1ZM130 241H131V232H130ZM98 242V241H97ZM96 242V243H97ZM200 242H202L201 240H200ZM200 242H198L197 244H196V248L194 249V251H197V250H199L201 247L199 246V244H200ZM38 244H40V245H43L44 244V240L43 239H41L40 241H39V243ZM238 244H239V242H238ZM255 245H256V241H255V244H254V251H255ZM239 246H240V244H239ZM195 247V246H194ZM241 250V249H240ZM48 251H49V249H48ZM193 251V252H194ZM220 251H222L224 254H225V252H226V249H220ZM254 251H252L250 254H248V255H244L243 253H242V251H241V253H242V255H244V256H250V255H252L253 253H254ZM201 253H202V248H201ZM16 254H19V251H16ZM118 254L120 255L121 254V249H119L118 250ZM203 256V255H202ZM125 260V259H124ZM51 264H53V262H51ZM256 264H257V259H256Z\"/></svg>",
  "mask_w": 264,
  "mask_h": 264
},
{
  "label": "water",
  "instance_id": "water-1",
  "mask_svg": "<svg viewBox=\"0 0 264 264\" xmlns=\"http://www.w3.org/2000/svg\"><path fill=\"white\" fill-rule=\"evenodd\" d=\"M254 264H256V259L254 260Z\"/></svg>",
  "mask_w": 264,
  "mask_h": 264
}]
</instances>
